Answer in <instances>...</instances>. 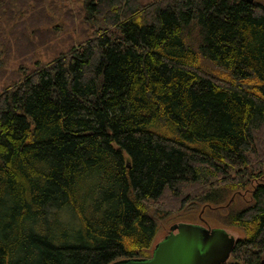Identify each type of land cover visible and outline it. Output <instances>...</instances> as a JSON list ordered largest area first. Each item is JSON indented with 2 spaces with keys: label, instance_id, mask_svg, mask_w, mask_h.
I'll list each match as a JSON object with an SVG mask.
<instances>
[{
  "label": "trees",
  "instance_id": "1",
  "mask_svg": "<svg viewBox=\"0 0 264 264\" xmlns=\"http://www.w3.org/2000/svg\"><path fill=\"white\" fill-rule=\"evenodd\" d=\"M246 187L216 264L264 252L263 2L0 0V264L148 255L162 212Z\"/></svg>",
  "mask_w": 264,
  "mask_h": 264
},
{
  "label": "water",
  "instance_id": "2",
  "mask_svg": "<svg viewBox=\"0 0 264 264\" xmlns=\"http://www.w3.org/2000/svg\"><path fill=\"white\" fill-rule=\"evenodd\" d=\"M236 237L225 227L177 220L148 255L122 256L106 264H216L226 260Z\"/></svg>",
  "mask_w": 264,
  "mask_h": 264
},
{
  "label": "rangeland",
  "instance_id": "3",
  "mask_svg": "<svg viewBox=\"0 0 264 264\" xmlns=\"http://www.w3.org/2000/svg\"><path fill=\"white\" fill-rule=\"evenodd\" d=\"M259 1L264 3V0ZM193 40L196 41V39ZM200 64L209 71H212L214 73L219 72V74L222 73V69L220 68V66L216 65L212 61H209L208 59H200ZM236 194H239V197L242 201H246L249 198V191L246 187L244 189H238L237 193H235V191L231 192L227 195V199L220 203L193 202L190 204H185L181 207L171 208L166 212H162L157 218L158 231L154 237L153 244L166 232L169 224L177 220L196 221L201 222L203 224H208L210 226H221L225 227L228 231L233 233L235 237L242 235L243 230L238 226L227 222L223 216L226 213L227 204L229 202L236 201V198L238 196ZM260 259L261 264H264V252L262 253Z\"/></svg>",
  "mask_w": 264,
  "mask_h": 264
}]
</instances>
